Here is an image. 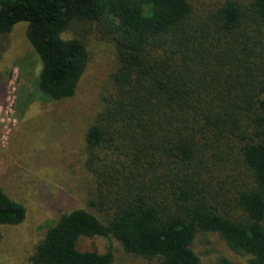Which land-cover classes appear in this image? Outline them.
<instances>
[{
	"label": "trees",
	"instance_id": "16d2710c",
	"mask_svg": "<svg viewBox=\"0 0 264 264\" xmlns=\"http://www.w3.org/2000/svg\"><path fill=\"white\" fill-rule=\"evenodd\" d=\"M197 4L0 0V36L27 22L46 97L72 96L86 68L84 40L64 36L74 24H93L116 57L84 134L93 211H60L31 264H113V240L145 261L204 264L199 233L244 258L217 264H264V0ZM24 217L0 188V227ZM93 237L110 244L80 247Z\"/></svg>",
	"mask_w": 264,
	"mask_h": 264
},
{
	"label": "rangeland",
	"instance_id": "374dc122",
	"mask_svg": "<svg viewBox=\"0 0 264 264\" xmlns=\"http://www.w3.org/2000/svg\"><path fill=\"white\" fill-rule=\"evenodd\" d=\"M216 1L196 0L197 5ZM26 33L27 22L19 21L0 36V188L25 207L20 223L0 227V264H31L36 243L60 211L92 210L88 197L94 181L83 166L84 134L102 107L116 66L113 48L93 24H74L64 36L84 40L88 62L75 93L51 99L37 87L40 60ZM79 244L103 250L110 243L93 237ZM111 244L113 264H157L124 253L114 240ZM192 247L204 264H217L222 256L244 261L210 233H199Z\"/></svg>",
	"mask_w": 264,
	"mask_h": 264
}]
</instances>
